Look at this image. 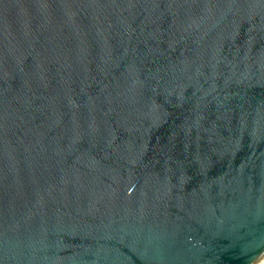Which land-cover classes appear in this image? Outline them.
<instances>
[{
  "label": "water",
  "instance_id": "95a60500",
  "mask_svg": "<svg viewBox=\"0 0 264 264\" xmlns=\"http://www.w3.org/2000/svg\"><path fill=\"white\" fill-rule=\"evenodd\" d=\"M264 260V0H0V264Z\"/></svg>",
  "mask_w": 264,
  "mask_h": 264
},
{
  "label": "bare ground",
  "instance_id": "6f19581e",
  "mask_svg": "<svg viewBox=\"0 0 264 264\" xmlns=\"http://www.w3.org/2000/svg\"><path fill=\"white\" fill-rule=\"evenodd\" d=\"M259 264H264V260H262Z\"/></svg>",
  "mask_w": 264,
  "mask_h": 264
}]
</instances>
